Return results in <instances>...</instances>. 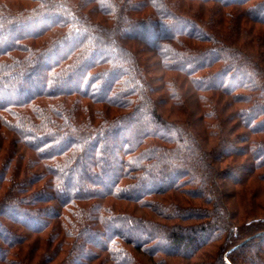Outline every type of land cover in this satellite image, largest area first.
Masks as SVG:
<instances>
[{
	"label": "trees",
	"instance_id": "obj_1",
	"mask_svg": "<svg viewBox=\"0 0 264 264\" xmlns=\"http://www.w3.org/2000/svg\"><path fill=\"white\" fill-rule=\"evenodd\" d=\"M230 196H264V0H0V264H264Z\"/></svg>",
	"mask_w": 264,
	"mask_h": 264
},
{
	"label": "rangeland",
	"instance_id": "obj_2",
	"mask_svg": "<svg viewBox=\"0 0 264 264\" xmlns=\"http://www.w3.org/2000/svg\"><path fill=\"white\" fill-rule=\"evenodd\" d=\"M76 1V0H75ZM77 1H80V0H77ZM75 3H79V2H75ZM87 11H88V9H87ZM203 23H205L206 24V26H211V24H210V21H208V22H203ZM250 50H253V48H251ZM140 57V56H139ZM138 57V58H139ZM143 59H145V56H143ZM145 62H146V60H145ZM153 76H158L159 74L158 73H153L152 74ZM157 80H155V85H159V83L158 82H156ZM159 90H161V87H159ZM161 95H162V93H163V90H161L160 92H159ZM196 103L195 102H193V101H191V104L189 105V110L191 111V112H195V107H196ZM13 170V169H12ZM222 184H223V190H225V191H227V193H228V195H230L231 193H233L234 192V190H233V188H232V190L233 191H231V185H230V182L228 183V182H226V181H222L221 182ZM40 186V185H39ZM33 188H35V189H37L38 188V186L37 185H35ZM231 197V196H230ZM227 197V198H225V201H226V203H227V205H228V210L230 211V213H231V215H232V217H233V219L237 222V223H239L240 224V222H242V220H243V218L245 217V216H249V218H254L255 216H264V210L262 211V210H258V207L259 206H263L264 207V205H257V204H259V203H264V196H258L257 197V200L255 201L254 200V205H249V206H251V209H252V213L251 214H248V215H243V212H242V207L244 206V205H237V202L231 197ZM246 207H247V205H245ZM256 207H257V209H256ZM241 219V220H240ZM239 226V225H238ZM225 238H223L222 239V241L224 240ZM221 241V242H222ZM216 247L215 246H212V248H209V249H206L205 250V253L207 254V255H210V254H212V253H217V249H215ZM210 251V253L208 254V252Z\"/></svg>",
	"mask_w": 264,
	"mask_h": 264
},
{
	"label": "water",
	"instance_id": "obj_3",
	"mask_svg": "<svg viewBox=\"0 0 264 264\" xmlns=\"http://www.w3.org/2000/svg\"><path fill=\"white\" fill-rule=\"evenodd\" d=\"M243 243H244V242H243ZM243 243H241V244H243ZM241 244H239V246H240Z\"/></svg>",
	"mask_w": 264,
	"mask_h": 264
}]
</instances>
